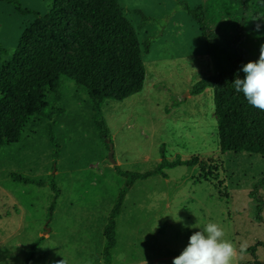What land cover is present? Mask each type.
Instances as JSON below:
<instances>
[{"label":"rangeland","instance_id":"obj_1","mask_svg":"<svg viewBox=\"0 0 264 264\" xmlns=\"http://www.w3.org/2000/svg\"><path fill=\"white\" fill-rule=\"evenodd\" d=\"M182 1L191 7L203 3V0H119L137 28L139 41L144 44L152 36V44L151 50L143 53L147 70L143 90L123 101L109 99L103 104L116 161L122 163L124 170L148 171L155 168L156 159H161L163 147L169 160L201 159L195 166L167 170L168 177L156 174L137 180L127 198L119 237L126 255L155 252L161 257L159 264H173L190 236L200 230L188 226L197 224L203 228L216 222L224 228L225 239L236 242L238 249L240 244L245 246L243 253L238 251L233 264H254L256 258L264 264V157L247 152L221 153L213 91L209 88L198 95L190 92L197 81L213 74L214 68L200 27ZM19 2L46 15L52 0ZM137 9L149 19L144 21L135 12ZM36 18V14L20 13L13 3L0 0L1 22L4 26L7 20L12 22V33L0 45V67L14 54L25 26ZM190 77L193 84L186 85ZM59 92V98L52 93L46 97L48 112L61 109L53 129L61 145L56 179L62 197L57 200L52 218L49 217L51 186L22 183L10 176L18 172L49 180L54 147L46 126L32 132L30 147L16 152L19 142L0 152V215L18 212L16 205L7 202L12 194L28 228L26 233L29 226L35 227L39 222H43L45 232L47 225L51 229L69 221H93L99 202L105 200L102 197L108 199L112 191L116 197L125 181L115 170L106 175L110 160L92 120L86 89L63 77ZM207 113L210 124L204 117ZM209 159L218 165L217 178L216 174L211 178L208 168L200 166ZM88 163L95 167L80 168ZM33 167L37 170L34 174L29 171ZM202 174L210 178L204 179ZM141 191L146 193L145 199L139 195Z\"/></svg>","mask_w":264,"mask_h":264},{"label":"trees","instance_id":"obj_2","mask_svg":"<svg viewBox=\"0 0 264 264\" xmlns=\"http://www.w3.org/2000/svg\"><path fill=\"white\" fill-rule=\"evenodd\" d=\"M6 1L13 3L20 13H33L37 18L25 26L14 54L0 67V152L22 141L26 125L35 115L48 119L46 128L54 147L49 180H36L18 172L10 176L22 183L50 185L53 196L49 217L52 218L61 194L56 179L61 145L53 129L61 109L48 112L47 95L52 93L59 98L63 77L86 88L93 101V121L109 151L106 138L111 136L103 104L109 99L123 101L143 90L147 75L143 53L151 50L152 36L144 44L139 41L137 28L119 0H52L46 15L23 7L19 0ZM181 4L198 23L208 45L214 73L197 81L190 92L198 95L207 88L213 90L221 153L247 152L264 157V111L250 105L232 84L237 74L241 79L245 77L241 71L244 65L259 59L260 46L264 45V0H203L197 7L186 1ZM135 12L144 21L149 19L141 10ZM199 163V157L169 160L163 147L161 161L151 170H124L115 164L117 173L127 180L104 229L103 264L112 263V250L117 244V217L136 181L156 174L168 177L167 169ZM200 166L208 168L211 178L219 175L214 160ZM203 175L204 179L210 178ZM43 238L33 243L26 264ZM254 264L263 263L256 258Z\"/></svg>","mask_w":264,"mask_h":264},{"label":"crops","instance_id":"obj_3","mask_svg":"<svg viewBox=\"0 0 264 264\" xmlns=\"http://www.w3.org/2000/svg\"><path fill=\"white\" fill-rule=\"evenodd\" d=\"M5 23L6 25L4 26L3 22H1L0 20V45L1 43L2 44L4 43L3 41L5 38H7V34L12 33L11 20H7ZM200 68L201 65L198 66V69ZM192 77L189 78V83H187L186 85L193 84ZM61 84H62V80H61ZM86 92L88 93L87 89ZM88 101H89L88 108L92 111V120H93V101L91 100L90 96ZM48 108L49 107H47V111ZM204 117L207 123H209L208 113L205 114ZM47 121L48 119L35 115L26 125L23 139L19 143L20 147L16 152L21 150V148L22 150L26 149L25 146L29 145L30 143L29 139L31 138L32 132L35 133L36 129L38 128H45ZM104 148H105L104 153L107 154L108 151L106 147ZM199 160L201 162L200 157ZM209 160H214V159H209ZM160 161L161 159L159 160L156 159L155 164L158 165ZM31 162L32 161L29 157V166L32 165ZM116 164L122 166V163H120L119 161ZM94 167L95 166L88 163L86 166H81L80 168L87 169ZM107 167L109 168L110 171H108L106 175L113 174V170L117 172L115 169V164H113L111 161L110 163H108ZM29 171L33 174L37 172V170H35L34 167L32 169H29ZM47 171L49 172V169ZM104 174H105V170H104ZM29 178L39 180L37 178L30 176ZM126 180L127 179L125 177L123 186L125 185ZM135 185L133 186V188L135 187ZM143 190L146 191L145 189ZM144 191H141V193L139 194L143 196V199H145L146 197V193ZM130 192L128 193V195L130 194ZM118 194L115 197V193L114 191H112V193L109 194L108 199H106V197L104 196L102 197L105 200L99 202V210L95 214H93L95 218L93 221L65 222L60 225H57L56 228L55 227L51 228L50 231L47 233H45L43 230L42 227L43 222H39V224L36 225L35 227L29 226V232L26 233V230L28 228L24 223L23 220L24 218H22V213L20 212L19 206L17 204V200L11 196L12 194H9V199H7V202H9L10 206L16 205L18 212H16V210H13L9 215H4V216L0 215V264H26V259L31 252L33 243L40 237H44V238L37 246L35 254L33 258L30 260L29 264H62V262L63 264H103L104 262L103 250L106 243L104 229L108 222L111 209L117 200ZM128 195L126 196L123 208L117 217V244L112 250L113 258L111 264H159L161 262V257L159 255H156L155 252L154 253L151 252L148 255H143L140 253L138 254L128 253L129 255L125 254L126 250L123 248V244L121 243L118 231H119L121 218L126 209ZM59 197L60 198L62 197V190ZM1 206H2V201L0 200V214H1ZM53 236H56L55 239L52 238Z\"/></svg>","mask_w":264,"mask_h":264},{"label":"clouds","instance_id":"obj_4","mask_svg":"<svg viewBox=\"0 0 264 264\" xmlns=\"http://www.w3.org/2000/svg\"><path fill=\"white\" fill-rule=\"evenodd\" d=\"M245 77L239 74L232 83L237 92H242L248 103L264 111V45L260 46L257 61H250L241 69ZM188 227L199 228L189 238L188 245L181 254L173 259V264H233L238 251L243 253L245 246L225 239L222 225L209 222L203 228L197 224ZM63 264V262H62Z\"/></svg>","mask_w":264,"mask_h":264},{"label":"water","instance_id":"obj_5","mask_svg":"<svg viewBox=\"0 0 264 264\" xmlns=\"http://www.w3.org/2000/svg\"><path fill=\"white\" fill-rule=\"evenodd\" d=\"M106 142L109 144V151H108V157H109V160L113 163V164H116L117 161L114 157V154H115V149H114V144L111 142V139L110 138H106ZM50 229L46 226L45 227V233L49 232Z\"/></svg>","mask_w":264,"mask_h":264}]
</instances>
